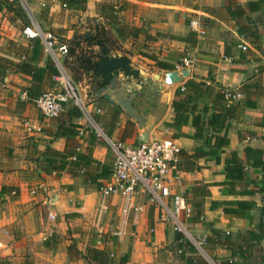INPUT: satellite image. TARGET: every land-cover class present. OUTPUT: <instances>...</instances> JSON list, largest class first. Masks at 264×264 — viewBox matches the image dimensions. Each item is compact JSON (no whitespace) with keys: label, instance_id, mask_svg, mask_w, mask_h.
Listing matches in <instances>:
<instances>
[{"label":"crops","instance_id":"0c3cea01","mask_svg":"<svg viewBox=\"0 0 264 264\" xmlns=\"http://www.w3.org/2000/svg\"><path fill=\"white\" fill-rule=\"evenodd\" d=\"M30 1L32 20L37 21L44 29H49L47 25L50 22H46L45 27L40 20L48 18L51 21L53 16H58L63 10L67 13L85 12L65 7L61 0ZM100 1L87 0L86 9H89L91 16L105 14ZM120 2V7L123 8L121 12L124 11L127 17L124 23L129 26V32L118 35L126 39L134 35L136 40L142 37L145 47L153 43L152 51L141 48L139 54L147 59V64L152 65L147 67L146 64L135 62L127 53L112 49L109 43L113 39L109 33L111 39L106 46L110 54L127 55L132 63L149 72L178 70L180 68L177 65L184 58L192 61V65L186 67L191 69V75L174 86L172 99L152 130L151 137H174L182 151L188 153H193L202 144V140L193 136L196 132L193 120L195 114L202 112L205 106L210 109L203 112L204 118L208 119L212 110V98L197 102L196 110L189 113L188 121L180 127L166 125L167 122L174 121V101L192 93L186 89V83L190 80L205 81L215 90L223 87L240 91L242 98L234 102L249 103L247 106L243 105L230 121L227 130L230 144L219 160L216 155H208L197 160L201 168L181 170L178 188L184 194L190 192L199 181L210 183L211 194L204 204L206 222H188L190 230L199 239H206L211 234V229L216 227L224 233H231L237 241L242 233L252 229L259 231V224L261 220L264 221V193L242 192L245 189H257L252 182L239 183L237 190L240 193L231 191L223 183L226 180V157L232 151H237L246 163H252L253 160L248 161L246 154V147L250 146L261 151L264 159V0ZM107 3L114 1L107 0ZM96 20L98 26L85 33L97 32L102 25L99 23L100 19ZM194 20L201 22L203 32L194 29ZM57 24L59 23L53 22L52 26L58 28ZM66 24L60 23L59 26ZM135 29L139 31L136 32ZM10 38L13 43H9L3 51L0 50V56L19 61V55L23 51L19 45L27 47L31 41L23 37L22 32L21 35H12ZM244 45L247 46L246 49L243 48ZM86 48L94 49L95 53L101 50L98 44ZM42 49L38 64L45 66L50 59L59 71L56 60L46 52L44 46ZM148 54L155 55L156 59L147 56ZM66 57L61 56L60 61L67 69ZM157 59L170 63L173 68L159 66ZM31 79L28 74L11 72L2 84L8 89L0 86V240L3 244L0 249V264H93L88 250L94 247L104 249L112 264H121V258L126 254L129 257L127 264H188L185 260H180L175 252L177 229L171 221L162 220L158 209L147 203L145 197L140 196L137 201L145 204L144 210H132L126 215L123 208L127 206V201L114 195L108 200L109 212L104 214L100 211V195L96 183L87 181L83 175L72 176L68 172L49 174L38 168L39 163L46 160L42 153L48 146L63 151L68 140L67 137L51 135L57 128L56 118L45 117L33 102L23 105L25 100L21 99L20 91ZM58 85L54 77L49 89L58 88ZM152 87L151 84L144 85L143 91L149 90L150 96L146 101L135 105L142 112L157 113L164 108L159 88ZM6 90L12 96H5ZM138 92L139 90L136 91L135 103L141 100ZM98 98L93 104L102 111H94V116L107 133L110 101L105 99L109 101L105 102L101 99L103 96ZM124 115L134 122L132 135L125 139L123 134L128 121L123 125ZM21 118L23 121L31 119L34 124L41 126V130L28 131ZM75 122L80 128L87 120L83 114ZM211 132L212 128L207 129L208 134ZM139 135L138 124L124 110L113 134H108L113 140L119 139V136L121 140L132 139V144L139 140ZM76 139L81 144L82 151H91L94 160L112 169L115 153L109 142L89 133L83 137L78 134ZM263 176L261 168L249 169L250 180H259ZM109 177L110 175H106L99 180L105 182ZM213 200H250L255 201L256 206L247 216L235 218L230 223L222 208L213 206ZM261 243L264 250V239ZM197 255L202 254L198 252ZM210 255L215 259L230 257L232 249L226 245H218Z\"/></svg>","mask_w":264,"mask_h":264},{"label":"trees","instance_id":"16d2710c","mask_svg":"<svg viewBox=\"0 0 264 264\" xmlns=\"http://www.w3.org/2000/svg\"><path fill=\"white\" fill-rule=\"evenodd\" d=\"M65 7L70 9H86L87 0H61ZM117 3H108L103 9L105 18L108 24L117 25L119 35H126L129 26L121 23L117 17L118 11L122 10L119 7L116 10ZM5 8L14 13L16 18L27 19L26 9L22 6L21 0H0V10ZM108 11L112 14L108 15ZM98 27L94 34L90 33H75L67 43L69 45V53L66 57V63L71 65L77 70L84 71L94 80H103V84L108 83L109 80L118 73L119 69L129 70L131 68V59L127 55H114L109 53L106 43L110 40L109 30L106 27ZM136 32L139 30L135 29ZM57 36V35H56ZM29 46L25 47L19 45L23 51L20 53V60L14 61L4 56H0V78L4 80L11 72H22L32 77L28 85L23 87V90L28 92L29 99L23 102H33L36 98L41 96L45 91L53 85L54 77L58 74V69L52 60H48L45 66H40L38 61L42 56L43 44L40 39L30 40ZM64 42V40H62ZM13 41H10L12 44ZM98 44L101 50L97 53L94 49L88 51L86 46ZM151 58L156 59L155 55L148 54ZM159 66L167 69H172V65L157 59ZM100 82V81H98ZM102 84V83H101ZM186 89L191 90L192 93L184 96L173 103L176 109V114L173 122H167V126L180 127L183 123L188 121L190 112L195 111L197 102L204 98H212V110L208 119L204 118L203 112L209 111V107L205 106L202 112H198L194 116L193 124L196 132L193 135L195 139L202 140V144L198 145L193 153L182 151V159L179 162L180 170H195L201 168L197 163L200 158L208 155H216L218 160L221 154L226 152V148L230 144L228 136V126L230 121L236 116L237 112L242 106H247L249 103L233 102L228 104L226 98V88H219L215 90L214 87L205 81H188ZM184 92V91H183ZM179 92V94H183ZM99 99L94 97L96 101ZM105 102V98H101ZM109 118L106 123L107 133L112 135L117 127L119 116L122 109L119 105L110 103ZM83 117L82 109L72 102L65 104L63 112L55 117L57 120V128L51 132L55 137H67L68 143L66 149L63 151L57 150L48 146L42 153L46 160L39 163L38 168L43 172L60 175L63 172H68L72 176L83 175L87 181L96 183L98 188L102 186L99 179L111 174V169L97 162L92 158L91 151H82L78 149L81 144L78 142L77 135L79 134V125L75 122L76 119ZM134 122L128 120L123 138L130 137L133 133ZM212 128L210 134L207 129ZM225 131L224 133H222ZM140 144L137 139L135 145ZM246 154L252 163H246L237 153L232 151L226 157L225 161V174L226 180L223 184H227L229 189L233 192L240 193L237 190V185L244 182H252L257 189H245L244 193L254 194L255 191L264 193V176L259 180H250L249 169L251 167L261 168L264 172V159L262 158L261 151L254 149L250 146L246 147ZM210 183L199 181L185 194L188 202L193 206V214L189 217L190 224L206 222L204 204L208 196H210ZM214 207L222 208L223 214L229 219L230 223L239 217L247 216L250 211L255 208L256 202L250 200H213ZM211 234L206 237L205 248L213 254L214 249L218 245H226L232 249L230 257L217 259L219 264H264V250L262 247V240L264 239V221L261 220L259 224V231L249 230L248 232L240 235V240L233 239L231 233H224L219 228L213 227ZM176 248L175 252L179 255L180 260H185L188 264H208L207 260L202 255H197L198 249L190 243L183 232L176 233ZM88 256L91 257L93 264H112L108 254L104 249L90 248ZM129 261L128 255H123L121 264H127Z\"/></svg>","mask_w":264,"mask_h":264},{"label":"built area","instance_id":"2783aa9c","mask_svg":"<svg viewBox=\"0 0 264 264\" xmlns=\"http://www.w3.org/2000/svg\"><path fill=\"white\" fill-rule=\"evenodd\" d=\"M45 5V3H44ZM192 26L197 31L203 32L204 28L199 20H194ZM22 35L28 40L40 39L44 49L48 52L59 66V73L55 80L59 83L58 88L48 89L33 103L47 118L59 116L65 104L72 102L79 106L87 120L84 126L79 128V135L87 133L104 139L112 146L115 159L110 177L99 188L100 211L104 214L109 212V199L119 195L127 201L123 213L128 215L132 210L139 212L144 210V203H139L138 197H145L147 203L154 205L160 212V218L164 221H172L178 231L184 233L186 239L195 245L208 264H219L205 248L206 239H199L189 228L188 219L193 214V206L188 202L185 194L179 190L180 183L179 162L182 159V147L174 137H151L150 142L138 145L128 144L124 140L111 139L103 126L95 118L94 111L102 110L93 102H87L68 70L60 61L61 56H67L69 45L60 41L50 29H44L37 21L32 20L22 29ZM244 49L247 46H243ZM192 61L184 58L177 67L180 69L190 67ZM179 70V69H178ZM240 91H227L228 104L241 99ZM22 100H28V92L20 91ZM28 131H40L41 126L34 124L31 119L23 121ZM80 146L78 149H81ZM35 192V191H34ZM54 217V215H50ZM154 232L155 229H152ZM120 232H118L119 234ZM3 247L0 240V249Z\"/></svg>","mask_w":264,"mask_h":264},{"label":"rangeland","instance_id":"374dc122","mask_svg":"<svg viewBox=\"0 0 264 264\" xmlns=\"http://www.w3.org/2000/svg\"><path fill=\"white\" fill-rule=\"evenodd\" d=\"M112 1H114V3H118L116 8H115L116 10H118L120 5H121L120 0H112ZM21 3H22V6L26 9V12L28 11L27 12V19L16 18L15 14L14 13L11 14L7 8H5L4 10H0V50L1 51H3V49H5L7 45H9V43H10L9 41L11 39L10 37H12V35H15V36H18L19 34L21 35L23 27L28 25L32 20L31 1L30 0H21ZM107 4H108L107 0L106 1L105 0L100 1V5H102L103 8H105V6ZM43 7H45V6H43ZM107 13H108V15L112 14V11H108ZM96 16L98 18H96ZM117 17L121 23H124L127 20L126 14L124 13V11L121 12V10L118 11ZM96 19H100L101 22H99V23H101V25H104L103 27H106L107 29L111 30V32H109V33L112 35L113 40H110V41H112L113 43L110 42L109 45L112 47V49L115 48L119 51H123V52L127 53L132 59H134L135 62H138L140 64H146L147 67L152 65V64H147V63H149L146 61L147 59L145 60L143 57L139 56V54L142 51L141 48L152 51L153 50L152 49L153 43H151L149 45L147 44V46L145 47V46H143V43L145 40L142 37L140 40H136L134 38V35L129 36L127 39L120 37L118 35V30H117L118 23L115 25L108 24V20H107V18H105V14L97 13L96 15L91 16L88 8L85 9L84 13H82V12L81 13L80 12H68L67 13L66 10H63V12L59 13L58 16H53L51 21H49V19L47 18L44 21L40 20V23L45 26V24H47L46 22H50L49 25H47L48 28L51 29L57 35V37L60 41L64 40V42L67 43L66 40L67 39L69 40L74 33H80L81 34L83 32L85 33V32L93 31L94 28H96L98 26V20H96ZM53 22H57L59 24L60 23H62V24L67 23V24H66V26L65 25L59 26V24H57L56 27H58V28H54L52 26ZM69 29H71L72 31H68ZM66 30H67V33H66ZM128 32H129V30H128ZM66 34H67V36H65ZM110 39H111V37H110ZM90 50H91V48H88V51H90ZM142 56H144V55H142ZM66 65H67L68 72L71 75L72 79L75 81L76 85L79 87V89L82 92V94L84 95V97H86V101L87 102H95V100H94L95 96L91 90V82H92L91 77L89 75H87L84 71L75 69L73 67V63L71 65H68L66 63ZM2 84H3V80H2V78H0V86L1 87L3 86ZM3 87H2V89L6 88V86H3ZM6 89H8V88H6ZM5 94H6L5 96H12L10 92H7V90H6ZM0 95H1V92H0ZM16 107H19V106L16 104ZM92 109H93V111H95L94 108H92ZM22 121H23V118H21V122ZM126 121H128V117H127V115H124L123 116V125H125ZM118 138L121 139V136H119ZM124 141L128 144L133 143L132 139H126ZM159 217H160V212H159ZM172 224L176 228V226L174 225L173 222H172ZM113 258H115V257L113 256Z\"/></svg>","mask_w":264,"mask_h":264},{"label":"water","instance_id":"95a60500","mask_svg":"<svg viewBox=\"0 0 264 264\" xmlns=\"http://www.w3.org/2000/svg\"><path fill=\"white\" fill-rule=\"evenodd\" d=\"M131 66L133 69L140 71L142 82H138L134 75L126 76L124 71H121L111 79L107 86L102 87L97 95L103 96L110 102L119 105L138 124L140 128L139 141L148 143L151 139L152 130L161 119L172 99L174 86L188 78L191 75V69L183 68L166 72H149L132 62ZM148 84H151L152 88L158 87L161 93V101L164 103V108L157 113L142 112L134 105L136 91Z\"/></svg>","mask_w":264,"mask_h":264},{"label":"flooded vegetation","instance_id":"af4514ba","mask_svg":"<svg viewBox=\"0 0 264 264\" xmlns=\"http://www.w3.org/2000/svg\"><path fill=\"white\" fill-rule=\"evenodd\" d=\"M121 71H124V73H125L126 76L134 75L136 77V79L138 80V82H142V80H143L142 78H140V71L139 70H136V69H133L132 66H131V68L129 70L119 69L118 70V73H116L115 75H118ZM111 79L109 80L108 83H105V84H103V82H104L103 80H98L100 82H98L97 80L92 81L91 82V90H92L94 96H98L97 93H99L100 89L102 87H104V86H107L110 83ZM146 91H143V89L142 90H139L138 93H140L141 100H139L138 103H135V101H134V105H139L141 102H143L144 100L146 101V99L149 98V96H150V93H148L149 90L147 92ZM98 97H101V96H98Z\"/></svg>","mask_w":264,"mask_h":264}]
</instances>
